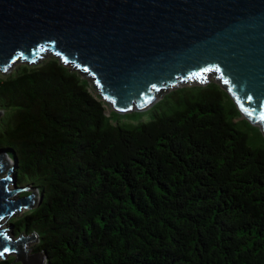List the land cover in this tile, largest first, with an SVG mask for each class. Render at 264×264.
Here are the masks:
<instances>
[{
    "label": "trees",
    "instance_id": "16d2710c",
    "mask_svg": "<svg viewBox=\"0 0 264 264\" xmlns=\"http://www.w3.org/2000/svg\"><path fill=\"white\" fill-rule=\"evenodd\" d=\"M53 54L0 77L5 170L38 196L15 235L47 264H264V132L219 72L108 117Z\"/></svg>",
    "mask_w": 264,
    "mask_h": 264
},
{
    "label": "water",
    "instance_id": "95a60500",
    "mask_svg": "<svg viewBox=\"0 0 264 264\" xmlns=\"http://www.w3.org/2000/svg\"><path fill=\"white\" fill-rule=\"evenodd\" d=\"M47 49L90 73L120 114L143 111L161 89L216 70L264 132V0H0V71ZM9 165L0 154L2 217L32 200L10 199L28 188L17 187ZM0 233V252L9 248L0 257L15 252L18 263L47 264L43 252L26 250L36 233L14 241L1 222Z\"/></svg>",
    "mask_w": 264,
    "mask_h": 264
},
{
    "label": "rangeland",
    "instance_id": "374dc122",
    "mask_svg": "<svg viewBox=\"0 0 264 264\" xmlns=\"http://www.w3.org/2000/svg\"><path fill=\"white\" fill-rule=\"evenodd\" d=\"M51 55H54L53 52L50 49H47V50L43 51L40 55H38V58L35 61H28V60H26V59H24L22 57H19L11 66L8 67V69L6 71H3V72L0 71V77L5 78L8 75H12V74H14L16 72V70L19 67H22V66H25V65L37 66V65L41 64L42 62H44L46 60V58H49ZM68 66L70 68L74 69V70H77L79 72V74L81 75V77L89 82L90 92L94 96H96L103 103V105H104V107L106 109L107 116L108 117L111 116L112 112L114 111V109H113L111 103L107 100V98L102 95L101 89H100L99 85L96 83L95 78L93 76H91L90 73L86 72L85 70H82V69L78 68L76 65L68 64ZM211 80H215L217 82L221 81L220 78H217V73L216 72H207L203 77L195 76V79H194L195 83H199V84H200V82L202 83V82H207V81H211ZM191 84H193V83H190L189 80H185L178 87L188 86V85H191ZM176 86L177 85L168 86V87H165V88L161 89L160 91H158V94H157V97H156V102H154V104L151 105L150 107H148L145 110H143V112H145V111L147 112L149 109H151L154 105H156L158 100H160L164 94H167L171 90L177 88ZM135 111H137V110H134V111H132L130 113H134ZM130 113H126V114H130ZM126 114H122V115H126ZM242 118H244V117H241L240 119H242ZM121 120L122 121H128L127 117H122ZM5 122H6L5 115L1 111L0 112V128L4 127ZM112 122L116 123L114 119H113ZM11 165H14V162H12V160H11ZM12 170H14V168L11 169V171ZM12 176H13V173H11V178H12ZM11 186L14 189L13 184H11ZM17 187L18 188H28V189L15 193V195L11 196L10 199L16 201V200H18L20 198H27L28 196H31L32 200H31V204H30V206L28 208H23L21 210H17L13 215L7 216V217H3L2 221H1V228L2 229H6V231H8V234H9L10 238L13 239L14 241L19 239L20 237L30 238L32 235L35 236L34 233L30 234V235H22V236L15 235V233L13 234L12 230L14 229V227H12L13 226L12 221L14 219H17L19 216H22L26 212H28L32 208L34 203L38 200V196L35 198L34 196H32V194L24 195V193L26 191L27 192H31L33 190V189H31L30 186H22L21 187V186H19L17 184ZM37 244H38V236H36V240L34 242L26 243V250H27L29 255L34 254V249L37 246ZM16 256H17V254L14 252V253L7 254L4 257H0V260L9 259L10 257H14L15 258Z\"/></svg>",
    "mask_w": 264,
    "mask_h": 264
},
{
    "label": "snow or ice",
    "instance_id": "6c2138e0",
    "mask_svg": "<svg viewBox=\"0 0 264 264\" xmlns=\"http://www.w3.org/2000/svg\"><path fill=\"white\" fill-rule=\"evenodd\" d=\"M0 219H3V217L0 216ZM0 235H3V234L0 233ZM5 238H7V237H5ZM8 251H9V248L5 247V248L3 249V252H0V255H3L4 253H7Z\"/></svg>",
    "mask_w": 264,
    "mask_h": 264
},
{
    "label": "bare ground",
    "instance_id": "6f19581e",
    "mask_svg": "<svg viewBox=\"0 0 264 264\" xmlns=\"http://www.w3.org/2000/svg\"><path fill=\"white\" fill-rule=\"evenodd\" d=\"M21 189H22V188H21ZM19 192H20V191H19ZM13 195H14V194H13ZM13 195H12V196H13ZM10 198H11V197H10ZM21 209H23V208H21ZM21 209H18V210H21ZM16 211H17V210H16ZM16 211H15V212H16ZM15 212H14V213H15ZM1 221H2V220H1ZM1 221H0V222H1Z\"/></svg>",
    "mask_w": 264,
    "mask_h": 264
}]
</instances>
